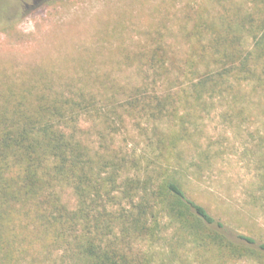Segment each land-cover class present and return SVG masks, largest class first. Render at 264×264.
I'll list each match as a JSON object with an SVG mask.
<instances>
[{
    "label": "trees",
    "instance_id": "obj_1",
    "mask_svg": "<svg viewBox=\"0 0 264 264\" xmlns=\"http://www.w3.org/2000/svg\"><path fill=\"white\" fill-rule=\"evenodd\" d=\"M55 1H26L21 16ZM208 1L179 22L171 53L159 33L144 41L139 85L60 84L45 75L0 84V264H152L133 243L157 240L168 229L165 264L177 263V249L188 241L198 253L214 246L217 256L247 254L263 264L264 244L244 235L239 243L229 239L223 224L183 188L178 145L193 138L199 114L218 99L230 125L249 119L262 127L253 131L252 152L254 200L264 211V0ZM4 2L0 28L13 24ZM124 114L156 121L171 115V173L159 167L153 176L119 181L126 159L106 143L124 125ZM84 122L96 131L98 145L82 136ZM157 145L167 150L162 138ZM65 186L74 209L61 200Z\"/></svg>",
    "mask_w": 264,
    "mask_h": 264
},
{
    "label": "rangeland",
    "instance_id": "obj_2",
    "mask_svg": "<svg viewBox=\"0 0 264 264\" xmlns=\"http://www.w3.org/2000/svg\"><path fill=\"white\" fill-rule=\"evenodd\" d=\"M26 1L3 3L11 7L13 24L0 28L1 85L41 81L43 75L60 84L83 81L87 85H139L146 69L138 57L144 41L159 33L165 43L162 47L171 53V35L180 32L179 22L187 13L195 16L196 10L209 2L58 0L21 16L20 6ZM148 89L153 92L150 86ZM208 103L207 110L199 114L193 138L178 145L185 169L184 191L223 224L222 232L229 239L239 243L237 236L244 235L255 239L256 245L264 244V211L254 200L257 171L252 152L253 131L262 127L259 121L252 123L249 119L238 127L230 125L221 116L224 102L212 99ZM123 119L124 125L106 143L110 151L126 159L119 181L153 176L159 167L171 173V144L167 141L171 137V115L160 121L144 115L124 114ZM79 127L91 146L98 145L96 131H87L88 123ZM159 138L167 150L158 148ZM60 197L69 209L75 208L68 187H62ZM122 207L127 209L126 203ZM165 223V218L160 219L161 227ZM170 235L171 229L161 230L157 240L139 239L133 249L138 256L151 258L152 264L168 263ZM194 244L182 243L174 264H259L247 254L217 256L214 246L209 252L198 253Z\"/></svg>",
    "mask_w": 264,
    "mask_h": 264
}]
</instances>
